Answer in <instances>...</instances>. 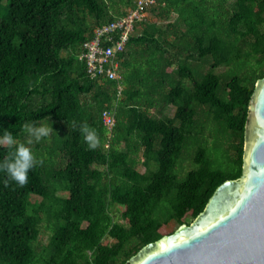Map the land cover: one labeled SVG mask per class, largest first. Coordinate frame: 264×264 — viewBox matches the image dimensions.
I'll use <instances>...</instances> for the list:
<instances>
[{"label":"trees","instance_id":"1","mask_svg":"<svg viewBox=\"0 0 264 264\" xmlns=\"http://www.w3.org/2000/svg\"><path fill=\"white\" fill-rule=\"evenodd\" d=\"M135 1L0 0V134L19 144L26 121L53 128L30 146L25 186L0 173V264H129L242 175L264 0H156L119 55L123 80L90 78L84 42Z\"/></svg>","mask_w":264,"mask_h":264},{"label":"water","instance_id":"2","mask_svg":"<svg viewBox=\"0 0 264 264\" xmlns=\"http://www.w3.org/2000/svg\"><path fill=\"white\" fill-rule=\"evenodd\" d=\"M129 264H264V76L245 127L243 171L191 223L141 248Z\"/></svg>","mask_w":264,"mask_h":264},{"label":"built area","instance_id":"3","mask_svg":"<svg viewBox=\"0 0 264 264\" xmlns=\"http://www.w3.org/2000/svg\"><path fill=\"white\" fill-rule=\"evenodd\" d=\"M156 0H136L134 7L126 14L95 29L94 36L84 42L80 59L86 63L87 75L94 79H110L122 81L119 70V55L127 46L131 34L135 30L136 22L148 17L146 9L155 4ZM123 87L118 86V94ZM103 123L108 128V137H112L115 117L105 111L102 115Z\"/></svg>","mask_w":264,"mask_h":264},{"label":"clouds","instance_id":"4","mask_svg":"<svg viewBox=\"0 0 264 264\" xmlns=\"http://www.w3.org/2000/svg\"><path fill=\"white\" fill-rule=\"evenodd\" d=\"M22 131L26 134V140L24 143L19 144L16 143L13 134L8 129H4L0 134V148L10 149L15 146L13 152L0 159V173H3L6 177L3 181L5 187L10 182H14L19 187H23L28 183L29 172L37 163L30 146L50 137L53 128L48 125H37L36 122L26 121L22 125ZM79 132L89 150H95L99 147L100 139L95 129L90 128L87 123H82L79 126Z\"/></svg>","mask_w":264,"mask_h":264},{"label":"rangeland","instance_id":"5","mask_svg":"<svg viewBox=\"0 0 264 264\" xmlns=\"http://www.w3.org/2000/svg\"><path fill=\"white\" fill-rule=\"evenodd\" d=\"M151 19H152V14L149 13L147 20H151ZM122 87H123V85H122ZM142 171L145 172V169L142 168ZM64 194L66 195V193H64ZM122 208H123L122 206L115 207L114 208V213L119 216L120 213H121L120 211H121ZM179 226L180 225H178L177 223H171V224H169V226H167V230H168V232L172 231V233H173ZM49 233H50V231L47 230L46 228L42 229V232L40 234V241L43 242L44 244H46L48 242Z\"/></svg>","mask_w":264,"mask_h":264}]
</instances>
